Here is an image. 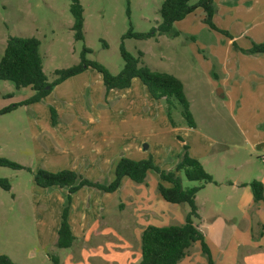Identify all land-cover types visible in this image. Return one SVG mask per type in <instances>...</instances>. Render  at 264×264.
<instances>
[{
    "label": "rangeland",
    "instance_id": "374dc122",
    "mask_svg": "<svg viewBox=\"0 0 264 264\" xmlns=\"http://www.w3.org/2000/svg\"><path fill=\"white\" fill-rule=\"evenodd\" d=\"M164 1L130 0L129 15L128 0H80L84 9L85 38L76 41L70 0H0V60L8 38H36L41 43L40 54L49 83L57 79V70L80 64L85 47L91 50L86 55L88 60L98 62L111 74L118 75L124 67L120 51L123 43L136 58L139 52L144 53L142 63L151 70L174 75L183 82L197 127L195 130L186 128L178 106L171 113L174 129L165 101L148 99L150 95L139 79L134 81L130 90H113L106 94L101 75L92 69L56 86L39 104L22 105L0 116V159L26 168L0 167V179H7L11 184L10 191L0 187V256H9L17 264H57L56 261L64 264V260L72 255V263L76 264L81 260L79 251L89 249L83 240L70 249H60L56 242L44 240L51 207L53 211L56 209L57 196L53 195L58 188L42 189L34 182V174L39 170L53 172L58 165V168L64 165H57L59 157L55 158V155L63 146L55 139L68 136L67 124L71 122L79 121L83 125L90 117H98L106 128L102 132L113 137L120 156L126 157L125 147L132 146L139 149L136 152L139 158H152L164 171H175L183 152L178 138L182 137L190 154L201 156L200 162L213 178H230L232 174L236 177L234 170L227 174L224 167L247 159L256 161V168L254 174L246 178L254 180L258 175L264 176V148L248 143L253 138L252 132L255 131L252 129L255 130L257 122L260 123L259 138L264 137V110L262 112L259 108L260 113L254 112L257 107L254 104L262 101L264 105V98L259 97L258 101L255 93L246 91L243 96L239 90L230 95L221 93L225 85L223 73L220 76L221 67L224 68L223 64L228 61L222 42L221 45L215 43L213 37L221 41L225 37L205 25L203 11L197 10L183 22L175 23L172 31L164 36L148 40L123 39L130 30L149 33L157 28L162 22L160 11ZM261 1L263 3L257 8L259 15L261 11L264 13V0ZM198 2L190 0L191 5ZM234 4L233 1L231 6H225L224 17L216 19L221 29L228 27L230 30L234 26L237 30L246 22H252L240 1ZM261 17L264 23V16ZM176 33L179 36L175 37ZM210 44L217 55L213 56ZM233 50L237 52V49ZM226 67L231 70V66ZM33 95L30 88L17 89L10 81H0V110L19 105ZM136 101H140V109L133 116L131 105ZM51 107L60 112L59 127L51 124ZM203 150L209 155L203 157ZM112 176L102 180L83 177L108 182ZM182 179L184 187L198 184L189 182L183 174ZM158 182L159 176L154 171L149 172L147 184L154 188ZM208 193L202 192L201 199ZM177 207L190 209L187 204ZM120 212L123 221L132 223L131 210L122 207ZM117 227L123 237L132 235L135 229L132 226L127 229L124 225ZM139 236L142 238V233ZM91 241L95 242L94 238ZM99 241L97 238L96 242Z\"/></svg>",
    "mask_w": 264,
    "mask_h": 264
},
{
    "label": "crops",
    "instance_id": "0c3cea01",
    "mask_svg": "<svg viewBox=\"0 0 264 264\" xmlns=\"http://www.w3.org/2000/svg\"><path fill=\"white\" fill-rule=\"evenodd\" d=\"M233 1L234 5L240 1L252 22L245 21L246 24L239 26L237 30H234V26L230 30L228 27L223 28L222 30L228 31L233 39L223 35L224 40L218 39V41L217 37H213L215 43L221 45L222 42L228 61L223 64L224 68L221 67L220 76L222 77L223 73L222 79H224L225 85L220 91L230 95L239 90L243 96L246 91L253 92L259 101V97L264 98V55L254 57L238 50L236 52L233 50V43L235 42L239 49L248 50L253 43L264 42V23L261 17L264 16V13L261 11L259 15L257 11L258 5L263 1L254 0L257 5H253L252 0H215L218 8L214 22L217 27L220 28V25L216 19L224 17L225 6H231ZM216 34L219 33L216 32ZM209 49L214 54L213 56L217 55L213 44L209 45ZM226 66H231V70ZM150 98L151 96L148 99ZM146 102L149 103V101ZM139 104L140 101H136L131 105L133 106L131 108L133 116L139 111ZM254 105L257 106L254 108V112L260 113L259 108L263 112L262 101ZM57 112L60 122V112ZM60 125L59 123L57 127ZM67 125L70 131L68 136L62 137L63 139L60 137L55 139L63 146L58 149V154L55 155V158L59 157L57 165L60 163H64V165L61 168H58L60 166L58 165L53 172L71 170L93 180H102L113 175L108 182L113 181L116 166L122 156L119 155L120 149L113 137H107L102 132L106 128L98 120V117H90L87 124L81 125L79 121H75ZM259 127L260 123L257 122L254 125L255 130L252 129L255 131L252 132L253 138L248 143L250 142L253 147L260 145L264 148V137L260 136L259 138ZM186 128L195 130L197 127L186 126ZM178 138L182 139L183 146L187 145L182 137ZM125 150L126 157L144 160L139 158L136 153L139 149L129 146L125 147ZM206 152L203 150V157L209 155ZM191 156L199 161L202 160L201 156H194L192 152ZM255 164L256 161L247 159L242 163L233 162L226 165L224 168H226L227 174H230L229 170H234L237 176L233 177L232 174V177L229 176L230 178L226 177L225 179L214 177L216 184L205 185L197 194L196 205L199 219L195 221V225L209 246L214 264H264V202L255 203L252 189L249 186L254 180L264 183V179L261 178L264 176L258 175L254 180L246 178L248 175L254 174ZM159 182L153 188L147 183L137 185L129 178H124L120 188L111 194L100 195L90 188H83L77 192L73 196L69 217L72 232L76 237L73 248L79 240H83L89 249L79 251L78 257H81V260L76 264H140L142 243L139 233H143L149 226L167 227L185 224L190 209H182L177 205L162 201L158 192ZM124 189L127 190L126 193H124ZM207 191H209L208 195L201 199L200 194ZM67 194L66 189L58 188L55 196L53 195L55 198L57 196V200L54 202L56 209L53 211V207H51V213L48 215V223L45 224V237H43L45 241L57 244L63 204ZM125 198L126 201H124ZM122 207H126L133 213L131 224L129 220L123 221L120 212ZM119 225H124L127 229H130L131 226L134 227L133 234L121 236L120 228L117 227ZM136 226L141 227V230ZM93 238L95 242L98 238L99 243L92 242ZM71 256L69 255L68 259L64 260V264L68 262L74 264ZM179 264H208V261L202 254L200 244L197 243Z\"/></svg>",
    "mask_w": 264,
    "mask_h": 264
},
{
    "label": "trees",
    "instance_id": "16d2710c",
    "mask_svg": "<svg viewBox=\"0 0 264 264\" xmlns=\"http://www.w3.org/2000/svg\"><path fill=\"white\" fill-rule=\"evenodd\" d=\"M70 1V10L74 19V38L76 41H83L85 38L84 9L80 0ZM197 10L203 11L204 23L211 31L233 39L228 31L220 29L214 22L217 13L215 0H199L195 5H191L190 0H165L160 11L162 22L157 28H153L149 33H134L130 30L123 39L148 40L156 36H164L172 31L175 23L182 22ZM128 14L130 15V0H128ZM177 36L179 33L175 34V37ZM233 44V47L243 54L249 56L264 55V42L253 43L248 50L239 49L235 42ZM40 46L41 43L36 38L16 36L8 38L4 55L0 60V81H10L15 84L17 89L30 88L34 95L19 105L0 110V116L10 113L22 105L39 104L50 96L56 86L88 69H92L101 75L106 94L113 90L130 89L133 81L139 79L153 100L165 101L168 118L171 120L172 126H175V123L172 121L171 113L180 106L186 126L196 128L191 104L187 98L183 82L174 75L156 72L144 65L142 63L144 53L139 52V57L136 58L126 50L122 43L120 51L124 67L120 74L113 75L104 65L88 60L86 55L91 50L85 47L80 64L68 69L57 70L55 72L57 79L53 83H49L44 72ZM50 117L52 126L56 127L59 124V114L53 107L50 108ZM189 151V146L184 145L175 171L162 170L152 158L134 160L122 157L116 166L115 178L111 182L93 181L71 170L59 172L39 170L34 174V182L37 187L42 189L57 187L66 189L68 193L63 204L57 246L60 249H70L76 241L69 217L73 196L77 192L83 188H90L102 194H111L120 188L124 178H129L137 185L146 184L149 172L154 171L160 179L158 192L162 199L172 205L187 204L190 207V212L183 225L149 226L144 230L141 238L142 260L140 264H179L197 243L200 244L202 254L207 258L208 264H214L209 246L195 225V221L199 219L196 205L197 194L205 185L216 184V182L213 176L204 169L202 163L192 157ZM0 167L14 170L26 169L24 166L7 159H0ZM182 174L186 180L198 183V185L191 188L184 187ZM249 186L252 189L255 203L264 202V183L254 180ZM0 187L5 191L11 190V184L7 179H0ZM56 263L59 264L58 261ZM0 264L17 263L9 256L2 255L0 256Z\"/></svg>",
    "mask_w": 264,
    "mask_h": 264
},
{
    "label": "built area",
    "instance_id": "2783aa9c",
    "mask_svg": "<svg viewBox=\"0 0 264 264\" xmlns=\"http://www.w3.org/2000/svg\"><path fill=\"white\" fill-rule=\"evenodd\" d=\"M264 160V159H263Z\"/></svg>",
    "mask_w": 264,
    "mask_h": 264
}]
</instances>
